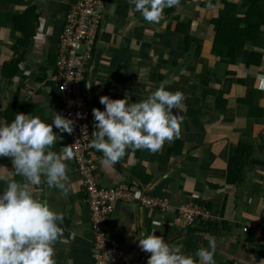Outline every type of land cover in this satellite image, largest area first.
<instances>
[{
	"label": "crops",
	"instance_id": "0c3cea01",
	"mask_svg": "<svg viewBox=\"0 0 264 264\" xmlns=\"http://www.w3.org/2000/svg\"><path fill=\"white\" fill-rule=\"evenodd\" d=\"M230 1L180 0L178 8L164 9L159 23L146 22L128 0L106 1L95 58L81 88L90 112L93 107L104 110L102 95L123 99L127 94L137 102L162 81L166 90L185 96V107L178 110L180 134L172 142L155 153L128 149L113 168H102L97 160L102 187L131 185L170 201L166 213L137 203H112L109 238L124 250L125 264H146L150 254L140 250L135 237L154 229L193 256L208 247L209 237L215 238L216 264H264V249L243 232L247 224L264 227V91L257 79L264 75V26L256 41L214 54L212 20ZM232 1L247 11L248 1ZM76 2L0 0V124L18 113L51 124L50 109L61 114L53 76L65 17ZM93 123L91 112L95 131ZM53 131L61 137L53 148L59 152L69 145L66 133L54 125ZM66 163L71 180L67 198L44 183L33 192L64 217L56 264H93L83 179L74 158ZM11 167L9 158L0 157V175L9 176ZM4 187L0 181V194ZM181 205L201 206L216 220L177 221Z\"/></svg>",
	"mask_w": 264,
	"mask_h": 264
},
{
	"label": "clouds",
	"instance_id": "9594fccd",
	"mask_svg": "<svg viewBox=\"0 0 264 264\" xmlns=\"http://www.w3.org/2000/svg\"><path fill=\"white\" fill-rule=\"evenodd\" d=\"M128 2L149 23H159L165 8L180 6V0ZM257 79L264 91V75H258ZM184 99L183 92L166 90L165 81L137 102H130L127 94L123 99L100 96L104 110L91 109L95 131L90 140V147L102 153L98 157L100 166L113 168L128 149L155 153L166 141L172 142L180 134L182 117L178 110L185 107ZM50 111L51 124L39 116L23 113L0 124V157L9 158L12 165L9 176L0 175L5 185L0 194V264H56L55 244L63 238L64 229L60 225L64 217L37 197L33 187L44 183L59 190L65 198L69 195L71 180L66 162L74 158L73 146L53 151L61 139L54 133L53 125L60 133L71 135L75 121ZM155 231L139 232L135 237L140 250L150 254L146 264H216L215 238L209 237L208 247L201 246L193 256L185 254L183 244L170 245Z\"/></svg>",
	"mask_w": 264,
	"mask_h": 264
},
{
	"label": "built area",
	"instance_id": "2783aa9c",
	"mask_svg": "<svg viewBox=\"0 0 264 264\" xmlns=\"http://www.w3.org/2000/svg\"><path fill=\"white\" fill-rule=\"evenodd\" d=\"M107 0H77L65 17L63 33L58 46L56 74L61 95V115L75 121L71 135L66 133L69 145L73 146L74 159L83 179L86 203L90 210L93 229V264H125L127 256L118 244L109 238V220L113 212L112 203L120 200L166 213L170 201L165 197H153L131 185L104 188L100 185L97 171L98 155L90 147L93 128L87 99L81 92L82 84L95 58L98 35L103 21ZM79 113V116L77 114ZM215 221L201 206L181 205L176 209V220L194 225L197 220ZM245 234H251L264 249V227L247 224Z\"/></svg>",
	"mask_w": 264,
	"mask_h": 264
},
{
	"label": "trees",
	"instance_id": "16d2710c",
	"mask_svg": "<svg viewBox=\"0 0 264 264\" xmlns=\"http://www.w3.org/2000/svg\"><path fill=\"white\" fill-rule=\"evenodd\" d=\"M246 1H248V9L245 13L242 8L243 5L231 0L212 20L216 31L214 54H220L221 50L228 46L243 48L247 43L256 41L261 32L260 28L264 26V0ZM184 27L187 29L189 25ZM251 63L252 61L249 60L247 64L251 65ZM231 165V168L234 169L233 163Z\"/></svg>",
	"mask_w": 264,
	"mask_h": 264
}]
</instances>
